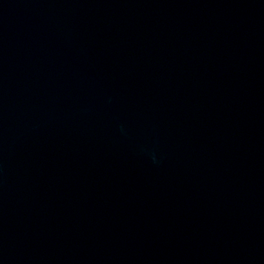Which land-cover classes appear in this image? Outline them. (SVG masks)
Wrapping results in <instances>:
<instances>
[{"label":"water","instance_id":"water-1","mask_svg":"<svg viewBox=\"0 0 264 264\" xmlns=\"http://www.w3.org/2000/svg\"><path fill=\"white\" fill-rule=\"evenodd\" d=\"M0 264H264V0H0Z\"/></svg>","mask_w":264,"mask_h":264}]
</instances>
